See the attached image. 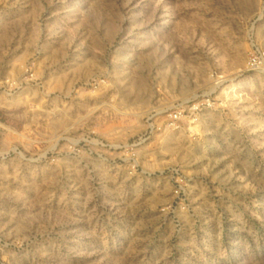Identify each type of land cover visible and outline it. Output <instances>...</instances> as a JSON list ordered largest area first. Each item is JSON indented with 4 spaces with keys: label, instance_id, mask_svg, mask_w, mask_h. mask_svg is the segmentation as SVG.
<instances>
[{
    "label": "rangeland",
    "instance_id": "374dc122",
    "mask_svg": "<svg viewBox=\"0 0 264 264\" xmlns=\"http://www.w3.org/2000/svg\"><path fill=\"white\" fill-rule=\"evenodd\" d=\"M0 264H264V0H0Z\"/></svg>",
    "mask_w": 264,
    "mask_h": 264
},
{
    "label": "built area",
    "instance_id": "2783aa9c",
    "mask_svg": "<svg viewBox=\"0 0 264 264\" xmlns=\"http://www.w3.org/2000/svg\"><path fill=\"white\" fill-rule=\"evenodd\" d=\"M177 119H178V117L176 116V115H174L173 117H172V122H176L177 121Z\"/></svg>",
    "mask_w": 264,
    "mask_h": 264
}]
</instances>
